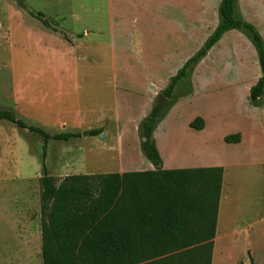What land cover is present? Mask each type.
<instances>
[{"label":"rangeland","instance_id":"374dc122","mask_svg":"<svg viewBox=\"0 0 264 264\" xmlns=\"http://www.w3.org/2000/svg\"><path fill=\"white\" fill-rule=\"evenodd\" d=\"M220 1L23 0L21 9L0 0V111L49 133L102 128V137L48 144L46 168L58 182L116 173L127 160L147 166L140 123L163 97L152 134L162 160L182 162L195 150L208 164H250L244 168L252 169L261 205L250 202L247 216L256 220L264 215V190L256 186L264 185V97L259 108L249 100L261 75L249 40L226 32L173 95L163 96L216 28ZM237 2L264 41V0ZM38 13L66 39L29 15ZM197 117L200 131L189 127ZM236 134L238 143L224 141ZM41 152L38 135L0 120V264H42ZM257 230L248 238L219 236L211 264H264Z\"/></svg>","mask_w":264,"mask_h":264},{"label":"trees","instance_id":"16d2710c","mask_svg":"<svg viewBox=\"0 0 264 264\" xmlns=\"http://www.w3.org/2000/svg\"><path fill=\"white\" fill-rule=\"evenodd\" d=\"M29 15L66 39L40 13ZM232 30L244 35L255 50L261 75L249 91V100L259 108L264 97V41L254 26L239 15L237 0L220 1L216 28L171 77L163 96L170 98L177 85L187 80L192 65ZM160 116L161 110L155 107L140 123L141 151L154 168L161 165L152 138ZM0 120L36 134L42 141V264H211L222 168L69 175L56 182L45 164L48 144L99 137L102 128L49 133L5 110L0 111ZM189 127L200 131L204 121L197 117ZM224 141L238 143L240 135L227 136Z\"/></svg>","mask_w":264,"mask_h":264},{"label":"crops","instance_id":"0c3cea01","mask_svg":"<svg viewBox=\"0 0 264 264\" xmlns=\"http://www.w3.org/2000/svg\"><path fill=\"white\" fill-rule=\"evenodd\" d=\"M239 1V0H238ZM238 3V2H237ZM152 24V23H151ZM110 25L113 27L115 24L110 20ZM153 25V24H152ZM217 45V44H216ZM154 139V138H153ZM155 140V139H154ZM140 147V146H139ZM158 153L161 158V165L159 168H154L150 163L144 167H138L135 161L121 162L119 165V170L116 174L124 173H143L151 172L159 169L161 171H173V170H193V169H202V168H222V186L221 193L218 205V215H217V224L216 232L213 243H216L217 238H228L232 235L239 234L248 238L250 235H254V231L258 229L259 233L261 231L264 233V215L258 214L256 220H250L248 218L247 206L250 205V202L259 201L261 194L254 196L255 187H252V180L250 176L251 168L246 164H236V165H217L215 163H206L204 158H196L195 150H190V154L185 161L178 162L173 159H168L164 162L162 160L161 150L156 146ZM137 165V166H136ZM227 168V169H225ZM230 168V169H229ZM115 174V173H107ZM244 185L247 187L250 185V191L246 192L247 188H244ZM257 190H264L263 183L257 181L256 183ZM263 187V189H262ZM246 189V190H245ZM242 196V197H241ZM246 198L248 200L246 201ZM258 199V201H257ZM254 203V202H253ZM259 203V202H258ZM259 205H261L259 203ZM245 213L246 215H243ZM40 222V220H39ZM40 230V228H39ZM252 230V232H250ZM256 234V233H255ZM40 239V250H41V232L39 231ZM214 248V244H213Z\"/></svg>","mask_w":264,"mask_h":264},{"label":"water","instance_id":"95a60500","mask_svg":"<svg viewBox=\"0 0 264 264\" xmlns=\"http://www.w3.org/2000/svg\"><path fill=\"white\" fill-rule=\"evenodd\" d=\"M15 2V4L17 5V7L21 8V9H24V2L23 0H13ZM164 100L163 97L159 98L158 100V103H157V107H160L161 106V102ZM102 137V135H101Z\"/></svg>","mask_w":264,"mask_h":264}]
</instances>
